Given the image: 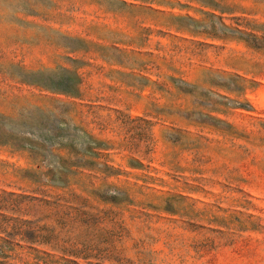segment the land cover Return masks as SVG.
<instances>
[{
    "label": "rangeland",
    "instance_id": "1",
    "mask_svg": "<svg viewBox=\"0 0 264 264\" xmlns=\"http://www.w3.org/2000/svg\"><path fill=\"white\" fill-rule=\"evenodd\" d=\"M71 260L264 264V0H0V264Z\"/></svg>",
    "mask_w": 264,
    "mask_h": 264
},
{
    "label": "trees",
    "instance_id": "2",
    "mask_svg": "<svg viewBox=\"0 0 264 264\" xmlns=\"http://www.w3.org/2000/svg\"><path fill=\"white\" fill-rule=\"evenodd\" d=\"M71 264H78V263L76 261H74V260H71Z\"/></svg>",
    "mask_w": 264,
    "mask_h": 264
}]
</instances>
